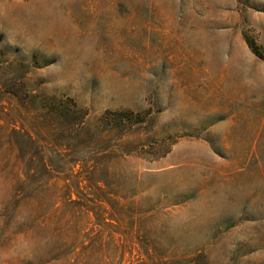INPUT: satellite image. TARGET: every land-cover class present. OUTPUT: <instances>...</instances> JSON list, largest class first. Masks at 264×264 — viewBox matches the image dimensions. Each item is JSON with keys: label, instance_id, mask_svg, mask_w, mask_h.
Wrapping results in <instances>:
<instances>
[{"label": "rangeland", "instance_id": "374dc122", "mask_svg": "<svg viewBox=\"0 0 264 264\" xmlns=\"http://www.w3.org/2000/svg\"><path fill=\"white\" fill-rule=\"evenodd\" d=\"M0 264H264V0H0Z\"/></svg>", "mask_w": 264, "mask_h": 264}, {"label": "trees", "instance_id": "16d2710c", "mask_svg": "<svg viewBox=\"0 0 264 264\" xmlns=\"http://www.w3.org/2000/svg\"><path fill=\"white\" fill-rule=\"evenodd\" d=\"M44 100H45V103H44V101H42V104L39 105L40 109L48 107V105H52V106H54V108L57 107L58 105H60L59 106V112L60 111H62V112H60L59 116L62 120L61 123L64 124L63 127L66 128L67 124L69 123V116L71 114L70 112H72L73 109H69L68 106L66 107V105L64 106L62 101H55L53 99H48V100L44 99ZM72 144H73V142H72ZM79 146H81V145H79ZM75 147L78 148V145ZM15 148L19 150V145L16 144ZM72 149L74 150V147ZM80 157H82V156H80ZM88 162H89V160H85L84 157H82V159H73L69 163V166H70L72 171H73L74 167H78L79 170L77 169V172L82 173V176H83L81 178L83 181L80 180L79 182H77L78 183L77 188H80L79 184L81 185V187H88L89 186L88 185L89 184V177H92L96 171V168L91 167ZM102 182L103 181L95 180V187H97V189L100 192H103L106 189L105 183H102Z\"/></svg>", "mask_w": 264, "mask_h": 264}]
</instances>
